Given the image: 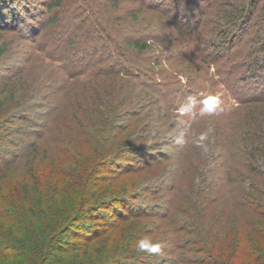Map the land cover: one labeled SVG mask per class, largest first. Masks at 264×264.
Here are the masks:
<instances>
[{
	"label": "rangeland",
	"instance_id": "1",
	"mask_svg": "<svg viewBox=\"0 0 264 264\" xmlns=\"http://www.w3.org/2000/svg\"><path fill=\"white\" fill-rule=\"evenodd\" d=\"M56 1L6 0L5 2H9L10 5L3 12V17H0V34H5L4 40H7L10 46V51L0 59V76L12 70L25 69L23 77L21 76L24 86L30 83H34L35 86L39 82L45 83L40 97L31 100L23 110H20L18 116L24 120L8 124L5 128V130H17L13 142L19 146V150L12 146L9 153H1L5 159L0 161V169L16 157L17 162L15 168L6 174L0 195V237L14 234L18 242H21L18 236L23 237V242L18 244L17 249H11L13 251L11 255L0 256V264H28V257L31 256H27L30 245L38 241L37 234L23 235L27 232L23 220H26L28 211L24 197L21 198L20 188L21 183L29 179L28 169L34 167L43 182L48 207L44 216L47 213L50 216V213L56 211V198L62 195L57 187L59 180L63 179L59 176L74 171L73 167L76 166L78 159L77 150L79 153H85L80 157L82 163L88 160L86 154L92 156L93 145H88L85 141L79 142V139H85V135L80 132V126L73 125L71 117H68L78 101L85 96L93 98L97 92L102 91L103 99L112 100L111 103L114 104L120 96L130 92L136 99H133L131 104L128 103L126 108L139 109V106L148 103L150 97L146 94L150 92L152 94V90L165 92L167 99L165 103L162 102L164 108L159 122L156 120L152 123L153 115L149 116L148 110L143 111L137 125H132L128 135L116 142L117 150L119 146L130 140L131 149L121 159L115 160L110 168L116 172L121 170L128 172L127 170H133L152 161L161 163L159 167H155L156 171L155 175L151 176V183L155 187L159 186V189L162 188V193L150 192L134 201H129L130 204L114 205L121 214H125L127 208L131 207L139 213L158 215L148 218L145 224L135 230L131 226L121 227L123 229L120 232L113 237L110 236L108 245L112 242V246L115 244L114 248H119L125 238L120 254L132 264H177L175 262L179 259L180 252L184 253L193 246L192 241L186 245L189 234L180 230L186 226V216L192 214L193 200L199 199L197 191L201 174L208 176L213 182L217 181L218 185L213 186V193L220 194L223 206L229 201L233 205L236 196H245L244 192L249 187L259 198H264V177L256 179L252 168L253 165H258L264 170V158L254 156L252 159L246 154L248 149L252 148L249 134L251 130L256 131L257 127L259 129V126L263 128L261 129L263 137L260 141L264 144V75L259 73L258 78L252 76L254 69L251 68L250 60L253 56L246 57L249 47L240 59L243 62L242 66L238 64L237 67L234 60L239 59L234 56L235 59L224 60L222 57L226 51L223 50V45L217 48L216 43L215 45L209 43L208 39L211 36L199 42L198 47L204 49L203 51L198 47L192 48L191 42L172 22L173 14L189 12L192 19H198L197 9L199 10L201 3L199 0L198 2L165 0L160 3L153 0H118L124 7L120 6L117 9L103 5L107 4L106 2L109 4L110 0H64L61 6L56 5ZM142 2L145 6L147 4L156 6L158 10L145 15L147 24L148 21L150 22L149 25L146 27L137 25V29L133 30L140 33L133 36L154 41L155 55L138 54L124 48L125 55L122 56V60L136 70L133 74L136 79L123 74L113 77L97 75L95 69L104 63H96L95 66L90 67L83 65L82 62L81 67L75 66L76 50L88 47H90L89 53L96 52L92 54L97 56L96 62L101 58L102 53L104 58H107L111 51L118 56L116 47L110 51L108 47L105 49L99 47V38L100 36L106 38L111 34L122 42L121 38L129 36L132 29L126 23L119 21L118 16L124 17L129 8L138 9ZM162 4L164 7H169L164 8ZM8 11H11L10 17L6 15ZM212 15L215 18V13ZM59 16L61 19L58 22L50 21L52 17ZM56 35L60 48L58 50L50 41ZM72 42L75 45H71ZM100 49L102 50L99 51ZM50 50H54V53L52 52L55 55L54 59L48 55ZM234 50L231 53L236 52ZM70 58H73L72 61ZM89 60L91 62L93 58ZM121 68L124 70L125 66ZM139 70L146 71L145 76L144 73L139 75L137 72ZM73 73L76 75H71ZM137 75L140 77L138 78ZM76 91L80 93L77 94ZM47 93H51L48 99L42 97ZM53 93L57 95L59 93V99L55 100V97L51 96ZM138 93H141L139 99H137ZM58 100L61 103L59 109L52 111L51 109L59 103ZM111 109L110 104L103 107L106 112ZM134 118L138 117L129 115L127 121L133 123ZM92 129H87L86 132H91ZM162 129L165 133V138L164 136L161 138L164 145L158 146L154 151L145 148L156 144L152 137H156L157 131ZM24 130H30V137L21 135L23 133L21 131ZM134 131L138 134L131 137L130 134H134ZM37 134L41 136L36 138ZM76 140L78 142L73 143ZM157 142H160L159 137ZM4 143L6 145V141H1V144ZM23 149L24 153L20 154ZM132 149L134 151H131ZM249 164H252L251 167ZM232 167L234 175L229 177L226 172ZM211 170L214 173H210ZM171 183L176 184L174 193L169 189ZM170 196H174L173 208L169 217H163V214L168 212L166 208ZM113 208L110 211L108 209L97 211L101 215L99 221L81 222L77 229L79 232L85 229L94 231L117 225L121 218L115 215ZM238 209L236 208V211L240 212L241 221L247 222L249 216L244 210ZM49 216L48 219L44 217L47 223L53 221L52 224L56 225L55 220ZM243 222L237 223L239 226L246 225ZM12 225H15L13 229ZM161 227L167 229L180 227L178 229L180 234L176 237L184 238L181 243V246L184 243V249L176 255L171 253L168 250L169 238L162 236ZM29 231L28 234H31V230ZM144 238H148L152 243H159L160 251L151 253L141 250L138 242ZM66 239L73 240L72 234L64 235L63 241ZM105 245L106 242H103V247ZM95 252L100 254L103 250L97 249L94 250Z\"/></svg>",
	"mask_w": 264,
	"mask_h": 264
},
{
	"label": "trees",
	"instance_id": "2",
	"mask_svg": "<svg viewBox=\"0 0 264 264\" xmlns=\"http://www.w3.org/2000/svg\"><path fill=\"white\" fill-rule=\"evenodd\" d=\"M5 1L6 0H0V17H3V12L7 9V6L10 5L9 2ZM63 1L64 0H57L56 5L61 6ZM164 1L165 0H153V2L159 3ZM179 1L181 0H176L174 2ZM182 1L188 2V0ZM193 1L194 0H190V2ZM195 1L198 2V0ZM106 3L107 4L103 5L112 7V9H117L120 6L124 7L123 3L118 0H110L109 4L108 2ZM199 3V10L197 9V11H199L198 19H192L189 12H180L178 15L172 13L174 20L172 22L176 25V28L181 31L183 36L191 42L192 48L198 47L200 41H205L207 36H211L208 39L209 43L212 45L216 43L217 48L223 45V50L226 51V54L222 57L224 60H232L234 56L239 59L236 60L233 58L235 59L234 64H237L235 67H237L239 65L242 66L243 62H241L242 60L240 59H242L246 48L249 47V51L246 52V57L251 55L255 57L254 59L252 57L250 60L251 68L254 69L252 76L258 78L260 77L259 73H262L263 76L264 0H199ZM162 6L164 7L163 4ZM168 7L169 6H166L164 8ZM11 9H13V6ZM154 10H158L156 6L151 4L145 6L142 2L141 5L138 6V9L132 10L129 8L128 13L124 17L118 16V18H120L119 21L126 23L128 27L132 29L129 36H123L121 38L122 42L114 38L111 34L107 35L106 38L105 36H100L99 47L102 46V49L108 47L109 51L112 49L114 50L116 47L115 49L118 52V56L111 51L108 57L104 58V53H102L101 58L96 62L97 56L92 55L96 52L89 53L90 47H88L86 49L84 48V51L76 50L75 66L79 67L82 62L83 65H89L90 67L95 66L96 63H104L106 66L102 64L95 69L98 73L97 75L103 74L107 77H113L123 74L131 76V79H136L135 75H133L135 69L132 67L130 68V66L122 60V56L125 55L124 48L130 51L133 50L138 54L155 55L154 41H151L149 38L141 39L138 36V38H135L140 32L133 30L134 28L137 29V25L148 26L150 22L148 21L147 24L145 15ZM212 13H215V18H213ZM192 14L194 15L193 12ZM6 15L10 17L11 11H8ZM60 19L61 16L52 17L50 21L56 23ZM4 39L5 34L1 33L0 59H3L10 51V46L7 40ZM57 40L58 35H56V37L54 36L53 40L50 41L51 45L58 50L60 48ZM106 43L107 45H105ZM71 45L75 44L72 42ZM93 48H96V46H93ZM199 48L201 51L204 50L201 49L200 46L198 49ZM234 49L236 52L231 53ZM243 49L244 51H242ZM53 51L54 50H50L48 55L50 58L53 57L54 59L55 55ZM228 52L229 54H227ZM90 55L91 58L89 59L93 58L91 62L88 59ZM72 59L73 58H70L71 61ZM63 60L65 61V57ZM245 63L249 64V62ZM121 66H125V69L122 70ZM235 67H232V69H235ZM23 70L25 71V69L21 71L18 69L12 70L0 76V161L5 159L1 153H9V150H12L13 147L19 150V146L13 142V136L17 130H5L6 126L16 123V121H20L21 119L24 120V118L18 116L20 110H23L24 106L27 103L29 104L31 100L38 99L44 89L43 85H45V83L40 84V82L36 86L34 83L25 84L24 86V82L21 81V76L23 77L24 75ZM137 72L139 75L144 73V76L146 73L144 70H139ZM71 75H76V73ZM139 75H137L138 78L140 77ZM142 82L146 84L145 81ZM66 89L65 84V91ZM76 92L77 94L80 93L79 91ZM152 92V94L151 92L146 94L150 99L148 103L146 102L147 104L139 106V109L126 108L128 103L131 104L133 99H136L133 93L127 92V94L122 97L120 96L119 99L115 100L114 104H112V100H104L102 91H99L93 98L85 96V98L78 101L70 111L68 117H71L73 125L76 124L75 126H80V132L85 135V139H79V142L85 141L88 145L92 144L93 150L92 156L86 154L88 160L85 163H82L80 160V157L85 155V153H79L77 150L76 158L78 159L76 166L73 167L74 171L67 175L63 173L62 177V174L59 176L63 179L59 180L57 187L62 195H58L56 198V211L50 213L56 225L52 224L53 221L52 223H47L44 218H47L49 214L47 213L44 216L45 210H47L48 207L43 182L40 176L35 172L34 167L28 169L29 179L21 183L20 188L21 198L24 197L28 211L25 217L26 220H23V224L27 227V232L23 235H38V241L30 245L27 253V256L31 255L28 257V264H132L127 262L128 259L120 254L121 245L124 244L125 238L118 246L119 248H114L115 244L112 246V242L108 245L111 239L110 236L113 237L114 234L120 232V230L123 229L121 227L125 225L131 226L133 227L132 229L135 230V228L145 224L148 218L151 219L152 216L158 214L139 213L131 207L127 208L125 214H121L114 205L117 203L128 204L129 201H134L150 192L153 194L162 193V188L159 189V186L155 187L153 183H151V176L155 175V167H159L161 163L152 161L148 164L145 163L144 165L137 166L133 170H127L128 172H124L123 170L116 172L110 168V165L112 167L115 160L121 159L126 152L131 149L130 140H127L126 144L124 143L119 146L117 150L116 142L128 135L127 133L131 131L132 127L137 125L138 119L141 117L143 111L148 110L149 116L153 115L151 116L152 123L156 120L159 122V117H161L163 113L162 108H164L162 102L165 103L167 99L163 91L152 90ZM50 94L51 93H47L42 95V97L48 99ZM58 95L53 93L51 96H54L56 100V98L59 99ZM140 96L141 93H138L137 99H139ZM60 104L59 101L51 110L55 111L59 109ZM108 104L112 106V109L106 112L103 110V107ZM135 106H137V104ZM129 115L138 118H134L133 123H131L127 121ZM152 123L150 122V125ZM87 129L92 130L87 133ZM261 129L263 130V128L259 126V129L257 127L256 131L251 130L249 134L251 137L249 141L252 143L251 150L248 149L246 153L249 155V158L252 157L253 159L254 156H261L264 158V144L260 141L263 137ZM21 132H23L21 134L22 136L30 137V130ZM135 134H138L137 131H134V134H130V136H135ZM156 134V137H152L156 144H148L150 146H145V148L154 151L158 146L164 145L162 142L163 139L161 140L165 135L164 130H159ZM40 136L37 134L36 138ZM158 137L160 140L159 143L157 142ZM1 141H6V145L5 143L4 145L1 144ZM74 142L77 143L78 141L76 140L73 141V143ZM114 150L116 151L114 152ZM131 151L134 150L132 149ZM22 153H24V149L20 154ZM20 154H18V158H20ZM16 158L10 160L4 168L0 169V195L6 174L15 168L17 162ZM252 164H249V166ZM222 167L225 168L224 165H222ZM252 168L254 171L251 168L250 170L255 172L256 179L264 177V170L262 167L253 165ZM233 171L234 168L232 167L229 168V171L227 169V172H225L227 176L232 177V175H234ZM210 173H214V171ZM200 179L197 191L199 199L193 200L194 202L191 208L192 214L186 216L185 223L187 227L185 226L180 230L189 234L186 245L192 241L191 245L193 246L184 253L180 252L179 259L177 260L178 262L176 261L175 263L264 264V198H259L254 190L249 187L244 192L245 196H236L233 200V205H231V201H229L227 205L223 206L220 194L213 193V186L218 185L217 181H211V179L208 176H204V174H201ZM226 188H228V186ZM169 189L174 193L176 184L171 183ZM173 197L174 196H170V199H168L169 202H167L169 205L166 208L168 212L163 214V217H169L173 208L172 204H174ZM112 206H114V208ZM112 208L115 210V215L121 218V221L117 225L111 228L105 227L101 230L94 231L85 229L79 232L77 229L81 222L89 220L99 221L101 215L98 214L97 211L102 209H108L110 211ZM236 208H241L244 210V213L249 216L247 222L246 220L241 221L240 212L236 211ZM241 209L238 210L241 211ZM2 216H4V214ZM232 220H234V222ZM14 222H16V220ZM237 222H243L246 225L239 226ZM13 226L15 225H12V229ZM178 229H180V227H175L174 229L172 227L170 229L161 227L160 229L162 236L169 238L170 248H168V250L175 255L184 249V243L183 246H181L184 238L180 236L176 237L177 234H180ZM29 230H31V234H28L30 233ZM66 234H72L73 240L66 239L63 241V236ZM18 238L21 242H18L19 240L14 234L9 237H0V256L3 257L5 254L11 255V253H13L11 249H17L18 244L23 242V237L20 238V236H18ZM103 242H106L105 247H103ZM194 244H196V246H194ZM97 249L103 250V252H101L102 254H98V252L94 253V250Z\"/></svg>",
	"mask_w": 264,
	"mask_h": 264
},
{
	"label": "clouds",
	"instance_id": "3",
	"mask_svg": "<svg viewBox=\"0 0 264 264\" xmlns=\"http://www.w3.org/2000/svg\"><path fill=\"white\" fill-rule=\"evenodd\" d=\"M138 246L141 250H147L151 253H157L161 249V245L159 243H152L148 238L141 239L138 242Z\"/></svg>",
	"mask_w": 264,
	"mask_h": 264
}]
</instances>
